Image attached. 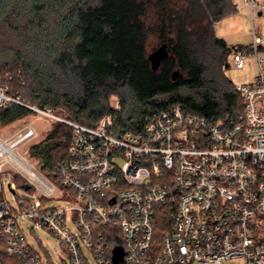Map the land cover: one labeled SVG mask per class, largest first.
<instances>
[{"label":"built area","instance_id":"1","mask_svg":"<svg viewBox=\"0 0 264 264\" xmlns=\"http://www.w3.org/2000/svg\"><path fill=\"white\" fill-rule=\"evenodd\" d=\"M245 3L252 18L264 15L263 0ZM262 45L264 35L254 33L257 75L236 86L245 105L237 117L210 121L170 105L154 109L140 131L121 135L114 115L90 128L62 119L54 107L24 103L10 92L13 77L0 74V112L18 105L35 120L72 130L70 158L59 165L54 182L18 153L38 137L35 125L0 137V238L7 255L23 264H55L43 239L34 235L38 229L53 236L56 257L67 258L68 264H91L89 255L95 264H115L117 247L124 252L118 264H222L233 259L264 264ZM248 57L250 51H234L232 65L242 70ZM113 110L119 112V102ZM118 158L124 160L122 167ZM16 176L27 182V191H37L36 200H17ZM5 179L14 205L4 200ZM51 200L72 205L48 207ZM161 211L169 226L157 245Z\"/></svg>","mask_w":264,"mask_h":264},{"label":"trees","instance_id":"2","mask_svg":"<svg viewBox=\"0 0 264 264\" xmlns=\"http://www.w3.org/2000/svg\"><path fill=\"white\" fill-rule=\"evenodd\" d=\"M236 12L232 0H0V74L13 77L10 92L23 102L62 107L80 125L95 128L114 115L120 135L140 131L154 109L170 105L210 121L235 118L245 105L223 70L229 54L244 48L230 49L215 26ZM159 52L156 68L152 56ZM30 114L10 105L0 112V126ZM71 140V128L56 123L31 148L48 178L55 180L70 158ZM15 179L28 190L23 178ZM161 212L157 245L169 226ZM0 264H23L7 255L2 238Z\"/></svg>","mask_w":264,"mask_h":264},{"label":"rangeland","instance_id":"3","mask_svg":"<svg viewBox=\"0 0 264 264\" xmlns=\"http://www.w3.org/2000/svg\"><path fill=\"white\" fill-rule=\"evenodd\" d=\"M242 14L243 15H240L241 23H239L236 26V31L232 30L230 32L229 30H227V32H229V33H226V36H227L226 40L228 42V47L230 49H232L233 47L239 48L240 46H242L245 51L246 50L250 51V57H248V59L246 60V66L242 70L237 69L232 65V54L234 51L232 53H230L229 56L227 57V63L229 65V68H227V67L224 68L223 75L234 86H237L240 84H248L251 81H253V79L256 77L257 68H256L255 59L252 56L253 52L251 51V47L253 45V35H254V33H256L258 36H263L262 30H264V19H261L258 16H256L255 20H254L250 16H248V18H246L245 13H242ZM227 23H228V21H227ZM225 25H227V24H225ZM217 37L220 38L219 36H217ZM259 53H260V56L264 57V53H262L261 51H259ZM218 75L219 74L215 71H211L209 73V76H211L215 79L219 78ZM118 102H119V111H121V101L119 99H115V98L112 99L111 105H112V108H114L117 106ZM56 109L59 110L62 119L70 120L68 118V114H67V111L65 109H63L62 107L61 108L58 107ZM27 124L35 125L38 128L39 135L36 139L32 140L31 142L27 143L22 148H20L18 153L21 157H25L27 159L28 165L30 167H32V169L35 172H37L40 176L47 178L49 181L54 182L52 179L48 178L45 175V173L43 172V170H42L43 161L40 159H37V158H33L31 156V148L34 145H38L42 141H44L46 139V137L49 135V133L52 132L56 123H51V122H46V121H41V120H35V115L30 114V115H28V116H26V117H24V118H22L16 122H14L13 124H11L7 127H1L0 126V137H3V138L11 137V136L15 135L20 128L24 127ZM61 125H64V124L61 123ZM28 148H29V155L26 154V150ZM116 164L119 167H122L124 164V160L122 158H118L116 161ZM4 183L6 185L4 195H3L4 200H6L9 204L14 205L15 200L13 199L11 192L8 188L9 180L5 179ZM17 194H18V196L16 197L17 200H20V198L29 199V200H36L38 197L37 191H35V192L27 191V190L20 188V187H18ZM71 205H72L71 202H67L64 200H61V201L51 200L47 204L48 207L61 206L64 208L70 207ZM35 234H36V236H39L41 239H43L44 245L42 247L49 254L51 259L53 260V263H55V264H68L67 258H64V260L62 261V260H60L59 257H56L55 253L58 252L59 250H58L56 240L53 238V236L51 234H49L46 231L38 230V229L35 230L34 235ZM28 235L30 237H32L31 234H28ZM160 236H161V234H160ZM38 249H39V247H38ZM61 256L63 257V255H61ZM89 260H90L91 264H95V261L92 259V257H90V255H89ZM222 264H244V263L241 259H233V260L225 261Z\"/></svg>","mask_w":264,"mask_h":264},{"label":"crops","instance_id":"4","mask_svg":"<svg viewBox=\"0 0 264 264\" xmlns=\"http://www.w3.org/2000/svg\"><path fill=\"white\" fill-rule=\"evenodd\" d=\"M232 2L237 7V12L234 15H231V16L226 17L225 19L221 20L215 26L216 35L219 36L221 39H224L227 44H228V42L226 40V37H227L226 33H229V32H227V30H229L230 32L232 30L236 31V26L239 23H241L240 15H243L242 13H245L246 18H248V16H250L252 18L251 8H250V6H248L245 3V0H232ZM258 17L261 19H264V15H262L261 13L258 14ZM252 19L255 20V18H252ZM227 21H228V23H227ZM225 24H227V25H225ZM262 32H263L262 34L264 35V30H262Z\"/></svg>","mask_w":264,"mask_h":264},{"label":"water","instance_id":"5","mask_svg":"<svg viewBox=\"0 0 264 264\" xmlns=\"http://www.w3.org/2000/svg\"><path fill=\"white\" fill-rule=\"evenodd\" d=\"M164 57V55L162 53H156L152 56V59L154 61L155 67L157 68L159 65V62L161 61V59ZM227 68H229V65H227ZM114 257H113V261L115 264H118L120 261H122L123 257H124V252L123 249L121 247H117L114 249Z\"/></svg>","mask_w":264,"mask_h":264}]
</instances>
